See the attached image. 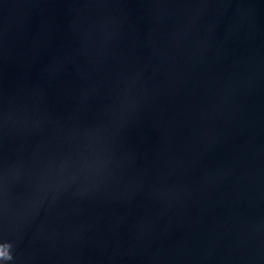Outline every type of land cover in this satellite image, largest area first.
I'll use <instances>...</instances> for the list:
<instances>
[{
	"label": "water",
	"instance_id": "obj_1",
	"mask_svg": "<svg viewBox=\"0 0 264 264\" xmlns=\"http://www.w3.org/2000/svg\"><path fill=\"white\" fill-rule=\"evenodd\" d=\"M0 264H264V0H0Z\"/></svg>",
	"mask_w": 264,
	"mask_h": 264
}]
</instances>
